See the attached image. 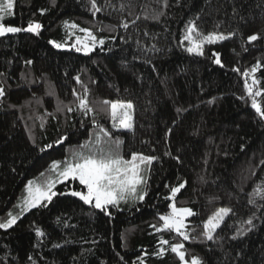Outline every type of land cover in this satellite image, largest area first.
<instances>
[{"label": "trees", "instance_id": "1", "mask_svg": "<svg viewBox=\"0 0 264 264\" xmlns=\"http://www.w3.org/2000/svg\"><path fill=\"white\" fill-rule=\"evenodd\" d=\"M96 3L102 10L93 15L90 0H15L8 23L25 27L31 20L42 28L39 35L0 37V222L29 180L42 183L52 161L71 158L90 136L95 141L93 115L120 138L119 147H111L125 159L132 153L158 158L144 171L147 195L110 208L108 216L78 197L59 195L86 191L78 181L59 183L48 207L30 209L11 228H0V264H182L171 251L177 243L184 244L189 262L198 257L201 264H264V199L254 192L264 187V120L244 87L245 80L256 79L253 91L264 92V0ZM189 22L201 35H234L205 44L202 56L190 54L188 42L180 43ZM80 28L105 44L88 55L75 51ZM253 34L259 38L249 42ZM214 52L224 67L214 63ZM85 88L95 109L87 116L73 95H84ZM255 98L264 108V95ZM104 100L132 102L131 131L112 128ZM62 137L67 139L57 144ZM184 182L176 206L196 214L187 219V241L152 227L170 212V189ZM222 207L233 211L209 241L203 222ZM36 227L43 237L35 235ZM161 238L169 244L161 245Z\"/></svg>", "mask_w": 264, "mask_h": 264}, {"label": "snow or ice", "instance_id": "2", "mask_svg": "<svg viewBox=\"0 0 264 264\" xmlns=\"http://www.w3.org/2000/svg\"><path fill=\"white\" fill-rule=\"evenodd\" d=\"M91 7L94 10L93 15L100 12L102 9L96 3V0H90ZM167 5V0H165V6ZM123 7V5L121 6ZM41 14L44 10L41 9ZM14 0H0V37H4L9 34H18L21 32L33 33L35 35L40 34L42 25L38 22L28 21L26 27L13 26L4 23L5 18L14 17ZM139 17H137L138 19ZM156 18V17H154ZM134 22V21H133ZM67 24V22H65ZM125 29L128 27L127 23L121 25ZM71 28H77L75 24L70 25ZM80 32L84 33V36H77L76 42L72 45V48L77 52H83L85 55L90 54L95 50L97 45L103 46L105 44L104 39H98L92 31L86 28H80ZM195 36L198 38H194ZM232 33L227 36L224 34L209 33L207 35H201L197 29L194 22H189L186 26V31L183 39L180 43L183 45L184 41L188 42V47L186 51L190 54L197 56L204 55L203 46L205 44H213L216 41L229 39ZM258 35L253 34L248 36V41L253 42L258 39ZM55 48H64L65 45L62 43H57L56 41H49ZM214 63L224 67L221 59L220 53H212ZM26 64H31L32 61L28 60ZM258 66V65H257ZM257 66L251 69L254 73L257 70ZM233 71H239V69H233ZM4 73H0L3 76ZM245 77H248L250 73L245 71L243 73ZM77 83H81L80 78H75ZM259 82L253 79L251 84L245 80L244 87L251 97V107L255 110L256 114L261 120H264V108L256 100L255 97L264 95L262 91H253V86L257 85ZM88 89L85 88L84 95H79L73 90V95L77 97L78 100V110L82 115L87 116L89 113H95V109L89 106V101L87 99ZM5 95V90L0 86V97ZM104 106H107L106 110L111 117L112 128L119 130H129L133 129V111L134 105L129 102L122 101H102ZM59 111L60 108L58 107ZM68 112H72V108L67 109ZM183 109L177 108V112H181ZM92 125L94 128H98L99 131L95 134V141L91 139L84 144L79 145L80 151L72 153L71 158L66 157L63 161L54 160L49 166V170L56 173L55 179H46L42 183H37L34 180H29L25 191L27 195L23 198L21 205H18L21 209V213L27 212L30 209L42 207L46 208L50 203H52L54 197L58 195L54 191L55 187L59 183H64L66 181H78L86 191L72 190L70 192H60L59 195H71L73 197H78L86 205L98 209L101 213L110 216V208H119L121 202L127 203L129 200L132 201H143L147 195L146 187L147 181L144 178V171L146 168L150 167L152 162L158 159L155 156H146L139 153H132L130 159H125L118 151H114L111 146L116 148L122 143L119 137L113 138L112 133L100 125L93 115ZM169 131H171L169 129ZM107 138V140H105ZM67 137H62L60 140L56 141L57 144L62 143ZM110 144L107 149L104 147L105 144ZM47 148H52L53 145H46ZM87 149V153L84 151ZM168 154V153H166ZM178 159V158H177ZM264 164V161H261ZM41 177L45 176L44 172L40 173ZM186 182L180 183L177 187H172L170 189L171 195L166 197V199L171 200L172 203L168 205L170 212L165 215H161L159 220L162 221V225L157 227L153 225L157 232L168 231L175 232L178 236L183 237L185 241L190 239L188 232V225L185 223L186 218L196 215L190 208L177 207L175 203V198L177 193L181 189L185 188ZM143 189V190H142ZM255 193L259 194L261 199H264V187L257 186L254 190ZM253 203L252 200L249 201ZM232 209L228 207H222L217 209L214 213L208 216L207 220L203 222V235L207 240L213 241L214 234L217 229L221 228L224 223L225 218L232 213ZM9 219L6 222H0V228L8 229L11 228L17 221L18 216H13L9 213ZM59 222V218L58 221ZM249 225L252 224V220L247 221ZM239 234V233H238ZM35 235L43 237L45 235L39 227L35 228ZM235 238V237H233ZM161 245L169 244L168 240L161 238ZM59 247V245H55ZM165 249L160 248L158 255H163ZM171 251L175 253L182 264H189L186 260V250H184L183 243H177L171 245ZM123 259V258H121ZM143 264V260L140 261ZM190 264H201L198 257H192Z\"/></svg>", "mask_w": 264, "mask_h": 264}, {"label": "rangeland", "instance_id": "3", "mask_svg": "<svg viewBox=\"0 0 264 264\" xmlns=\"http://www.w3.org/2000/svg\"><path fill=\"white\" fill-rule=\"evenodd\" d=\"M14 5H15V0H14ZM10 20V18L9 17H6L5 18V21H4V23H6V24H10V25H13V24H11V23H8V21ZM41 24V23H40ZM13 26H16V25H13ZM22 27H24V26H22ZM26 27V26H25ZM81 37L82 36H84V33L82 34V35H80ZM195 38V37H194ZM218 41H220V40H218ZM132 103V102H131ZM143 175H144V178H145V174L143 173ZM49 178H51V179H55L56 178V173L55 172H51V175L48 177V179ZM34 181H36L37 183H41V181H39V180H34ZM58 185V184H57ZM57 185H56V187H57ZM56 187H55V189H54V191H56ZM72 190H77V189H75V188H73ZM71 190V191H72ZM143 190V189H142ZM77 191H81V190H77ZM27 195V193H26V191L24 192V195H23V197L18 201V203H17V205L13 208V209H11V211L9 212V213H11L13 216H18V218H19V216L21 215V214H23V213H21V209H20V207H18V205H21L22 204V202H23V198L25 197ZM138 201V200H137ZM137 201H132V200H129L127 203H124V202H121L120 204H134V203H136ZM178 207V206H177ZM182 208H189V207H182ZM191 209V208H190ZM10 217H9V215H8V218L5 220V221H3V222H6L8 219H9ZM189 218V217H188ZM188 218H186V220H185V223L187 224V219ZM18 220V219H17ZM17 222V221H16ZM189 262V261H188ZM189 264H190V262H189Z\"/></svg>", "mask_w": 264, "mask_h": 264}]
</instances>
